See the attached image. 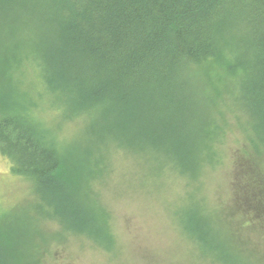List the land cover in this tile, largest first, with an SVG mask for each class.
Returning <instances> with one entry per match:
<instances>
[{
    "label": "trees",
    "instance_id": "obj_1",
    "mask_svg": "<svg viewBox=\"0 0 264 264\" xmlns=\"http://www.w3.org/2000/svg\"><path fill=\"white\" fill-rule=\"evenodd\" d=\"M27 55L40 95L76 120L84 148L59 145L17 90ZM215 64L236 75V105L264 142V0H0V69L12 65L14 87L0 79V154L64 229L110 248L108 220L82 187L99 168L94 154L117 143L196 174L218 129L204 89ZM201 209H185L181 224L199 245ZM8 242L0 233V264H22Z\"/></svg>",
    "mask_w": 264,
    "mask_h": 264
},
{
    "label": "rangeland",
    "instance_id": "obj_2",
    "mask_svg": "<svg viewBox=\"0 0 264 264\" xmlns=\"http://www.w3.org/2000/svg\"><path fill=\"white\" fill-rule=\"evenodd\" d=\"M26 57L16 72L17 90L27 93L34 103L30 110L54 132L59 145L84 148L76 120L61 116L40 95L43 81L38 61ZM11 69L12 65L7 71L0 69L1 84L9 95L14 89L8 78ZM235 77L216 64L211 69L210 84L204 89L212 94L210 121L218 129L207 147L211 156L202 159L193 176L167 165L160 167L117 143L109 142L96 151L92 160L99 168L87 182L82 181V187L108 220L114 240L110 248L86 234L64 229L49 216V206L30 183L14 174L10 161L0 154V233L18 261L264 264V142L236 105ZM190 206L201 207L205 213L201 216L209 224L205 244L199 245L181 226Z\"/></svg>",
    "mask_w": 264,
    "mask_h": 264
}]
</instances>
